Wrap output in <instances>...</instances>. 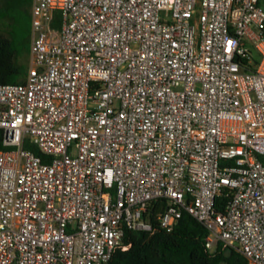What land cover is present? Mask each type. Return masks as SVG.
Masks as SVG:
<instances>
[{"label":"built area","instance_id":"obj_1","mask_svg":"<svg viewBox=\"0 0 264 264\" xmlns=\"http://www.w3.org/2000/svg\"><path fill=\"white\" fill-rule=\"evenodd\" d=\"M30 14L25 82L0 84V264H109L158 200L161 230L185 212L207 249L264 264V0Z\"/></svg>","mask_w":264,"mask_h":264},{"label":"trees","instance_id":"obj_2","mask_svg":"<svg viewBox=\"0 0 264 264\" xmlns=\"http://www.w3.org/2000/svg\"><path fill=\"white\" fill-rule=\"evenodd\" d=\"M0 11L9 16L14 24L31 27V0H0ZM53 27H59V17L54 16ZM29 38V33H28ZM27 53L30 50L29 39L24 40ZM21 47L13 40L0 34V84H23L28 68L18 64ZM23 148L40 156L36 146L27 140ZM0 150H10L2 145L0 131ZM224 199H218L220 210ZM165 208V202H152L146 216L152 230H126L122 245L118 248L109 264H248L237 252L228 250L222 244H217L213 250L205 247L207 230L183 212L175 227L169 233L158 226L157 217ZM122 248H126L123 250Z\"/></svg>","mask_w":264,"mask_h":264},{"label":"rangeland","instance_id":"obj_3","mask_svg":"<svg viewBox=\"0 0 264 264\" xmlns=\"http://www.w3.org/2000/svg\"><path fill=\"white\" fill-rule=\"evenodd\" d=\"M27 28L28 27L26 26L22 27L17 24H14L13 20L10 19L9 16L5 15L4 12L0 11V34L7 38H10L17 46L21 47V55L18 58L17 62L19 65L29 68L31 64L30 50L29 53H27L24 40L29 39L31 44V27L30 31L27 30Z\"/></svg>","mask_w":264,"mask_h":264}]
</instances>
